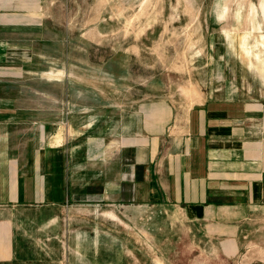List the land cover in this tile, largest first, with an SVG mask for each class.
Segmentation results:
<instances>
[{"label": "crops", "instance_id": "1", "mask_svg": "<svg viewBox=\"0 0 264 264\" xmlns=\"http://www.w3.org/2000/svg\"><path fill=\"white\" fill-rule=\"evenodd\" d=\"M34 16L20 15L3 32L11 46L44 56V22ZM2 56L0 48V264H146L148 251L150 264H166L157 248L114 253L97 232L67 235L58 217L71 198L168 206L194 222L264 207L258 110L209 100L181 117L162 103L148 107L143 96L104 112L91 95L87 107L70 106L73 81H25L36 61L16 56L2 65ZM45 59L65 64L51 52ZM230 226L235 239L239 227Z\"/></svg>", "mask_w": 264, "mask_h": 264}, {"label": "rangeland", "instance_id": "2", "mask_svg": "<svg viewBox=\"0 0 264 264\" xmlns=\"http://www.w3.org/2000/svg\"><path fill=\"white\" fill-rule=\"evenodd\" d=\"M0 14L2 65L23 56L37 64L24 69L25 81H73L70 106L87 107L91 95L104 112L143 96L148 107L162 103L183 117L192 105L216 100L264 118V0H0ZM23 14L44 22V56L11 46L3 32ZM49 52L65 64H45ZM81 198L64 202L62 230L109 237L104 245L114 253L153 247L166 264H264V207L194 222L168 206ZM230 225L239 227L235 239Z\"/></svg>", "mask_w": 264, "mask_h": 264}]
</instances>
